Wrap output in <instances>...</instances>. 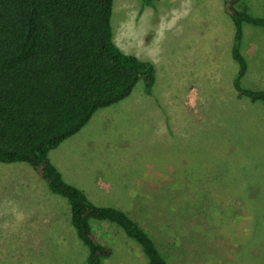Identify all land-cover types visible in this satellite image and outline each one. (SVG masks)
<instances>
[{
	"label": "rangeland",
	"instance_id": "1",
	"mask_svg": "<svg viewBox=\"0 0 264 264\" xmlns=\"http://www.w3.org/2000/svg\"><path fill=\"white\" fill-rule=\"evenodd\" d=\"M223 0H114L113 42L155 69L151 93L96 111L50 151L96 205L123 210L168 264H264V103L237 98L233 26ZM234 6L264 17V0ZM243 88L264 90V32L243 25ZM101 264H146L109 222ZM67 201L25 163H0V264H86Z\"/></svg>",
	"mask_w": 264,
	"mask_h": 264
},
{
	"label": "trees",
	"instance_id": "2",
	"mask_svg": "<svg viewBox=\"0 0 264 264\" xmlns=\"http://www.w3.org/2000/svg\"><path fill=\"white\" fill-rule=\"evenodd\" d=\"M114 0H0V163H25L50 194L64 198L86 264H101L111 249L97 241L90 222L117 225L141 249L146 264H168L149 235L123 210L100 206L66 182L49 152L77 134L93 114L127 98L138 81L146 93L153 65L121 51L113 42ZM154 0H142L153 7ZM223 0L233 35L237 98L264 103V90L241 87L247 71L241 54L243 25L260 27L264 17Z\"/></svg>",
	"mask_w": 264,
	"mask_h": 264
},
{
	"label": "crops",
	"instance_id": "3",
	"mask_svg": "<svg viewBox=\"0 0 264 264\" xmlns=\"http://www.w3.org/2000/svg\"><path fill=\"white\" fill-rule=\"evenodd\" d=\"M241 48H242V45H241ZM241 53H242V50H241ZM243 54V53H242ZM152 64V63H151ZM154 68V67H153ZM247 70H248V68H247ZM154 72H155V69H154ZM155 76H156V74H155ZM154 84H155V82H154ZM49 154H50V152H49ZM49 159H50V156H49ZM51 161V160H50ZM52 162V161H51ZM53 164V163H52ZM54 165V164H53ZM55 166V165H54ZM56 167V166H55ZM57 168V167H56ZM57 170L61 173V175H62V177H63V179L66 181V182H68L66 179H65V177H64V175L62 174V172L57 168ZM33 172H34V170H33ZM37 175V174H36ZM37 177L38 178H40L38 175H37ZM69 183H71V182H69ZM72 184V183H71ZM44 185H45V187H46V184L44 183ZM76 186V185H75ZM78 187V186H77ZM79 188V187H78ZM80 189V188H79ZM82 190V189H81ZM83 191V190H82ZM51 195V194H50ZM52 196H54L55 197V195H52ZM100 206H105V205H100ZM113 207V206H112Z\"/></svg>",
	"mask_w": 264,
	"mask_h": 264
}]
</instances>
